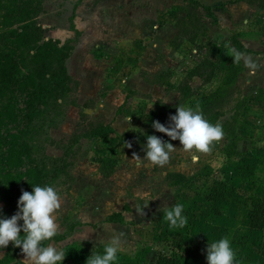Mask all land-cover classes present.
<instances>
[{
	"label": "rangeland",
	"instance_id": "rangeland-1",
	"mask_svg": "<svg viewBox=\"0 0 264 264\" xmlns=\"http://www.w3.org/2000/svg\"><path fill=\"white\" fill-rule=\"evenodd\" d=\"M30 1L39 8L35 21L46 28L45 39H58L60 45L67 46L64 57L50 67L52 77H47L51 88L46 103L35 111L28 133L39 162L48 167L57 163L58 157L72 162L74 181L70 189L66 192L60 180L51 185L62 201L57 214L59 231L67 229L62 223L65 217L69 218L68 223L80 221L83 226L73 234L81 238L83 246L73 247L72 264H85L92 252H101V241H106L112 230L125 234L123 249L113 264H154L164 236L193 243V254L186 264H207L208 242L225 237L235 252V264H264V225L257 232L249 228L245 205H221V215L193 218L183 228L170 227L160 210L181 204L187 217V211L204 204L202 197L213 180L236 181L239 167L252 171L251 177L244 180L246 187L242 192L264 193V103L256 98L255 82L248 88L241 71L229 93L216 102L205 118L222 125L223 138L209 153H197L195 160L191 153L183 151L180 142L174 144L176 150L169 162L157 169L143 157L137 160L126 156L111 139L102 143L82 138L65 154L73 132L88 122L109 124L118 133H136L154 129L153 121H169L177 105L198 110L200 95L181 100L176 89L159 85L157 77L169 69L181 77L209 53L210 59L218 61L231 42L229 46L223 42L217 58L212 54L216 42L204 46L207 41L199 37L196 44L183 41L181 52L173 51L167 33L158 35L157 25L174 22L168 13L173 6L183 5L181 0ZM208 2L200 0L202 5ZM200 14L205 25L213 22L202 9ZM244 19L241 16L235 29L219 37L224 35L227 39L223 40L227 41L230 35L237 37L243 32L251 38L242 28ZM71 22L74 32L69 29ZM226 25L223 22L222 29ZM252 40L255 54L262 53V46L256 43L258 37ZM194 46L196 52H191ZM190 53L195 58L189 59ZM116 58L124 62L113 74ZM229 59L219 61L221 77ZM255 62L264 64L262 60ZM189 83L196 90L202 78L195 76ZM163 104L171 109H160ZM233 133L237 154L229 155L227 147ZM108 156L116 158L117 165L110 176L104 177L99 172V161ZM172 171L189 175L188 185L182 189L170 185L165 175ZM137 209H143L144 215ZM116 211L122 214L123 223L106 222V217ZM241 236L255 240L252 248L237 246Z\"/></svg>",
	"mask_w": 264,
	"mask_h": 264
},
{
	"label": "trees",
	"instance_id": "trees-1",
	"mask_svg": "<svg viewBox=\"0 0 264 264\" xmlns=\"http://www.w3.org/2000/svg\"><path fill=\"white\" fill-rule=\"evenodd\" d=\"M183 5H175L168 15L173 19L176 35L170 40V45L175 52H181L183 41L194 43L199 36L206 35V25L201 17V9L205 16L213 18L209 6L202 5L198 0H181ZM264 8V0L262 4ZM39 8H35L30 0H0V218H10L17 211V202L23 191H32V185H52L57 180L65 185L66 192L74 181L70 171L72 162L63 157L57 158V163L48 167L44 162H39L33 154V145L30 144V121L39 109L40 104H45L51 88L49 77L50 67L54 61H60L67 46L60 45L58 39L46 38V28L35 21ZM69 29L76 31L73 22ZM76 33V32H75ZM231 44L236 51H224L223 55L230 57V62L220 74V64L208 57H202L199 62L189 68L183 76L174 70L162 71L157 77V83L167 89H176L180 99L186 100L195 95L198 99V110L206 118L207 113L216 106V102L229 93L230 87L235 83L242 66L235 53H247L249 50L236 38L230 37ZM141 44V42H140ZM139 44V46H140ZM123 59H115L113 74L119 72ZM200 76L202 83L193 89L189 81ZM173 79L175 81H173ZM217 79L219 83L214 87ZM258 101L264 103V89L256 91ZM160 109H171L163 104ZM155 114V113H154ZM212 123L211 119H208ZM170 121H164L167 126ZM147 135H156L173 145L179 140L172 141L163 133L154 129H147L136 133H118L109 124L103 122H88L83 128L77 129L70 137L67 150H73L80 139L106 142L111 139L120 146L121 151L128 157L133 154L144 157L143 146L146 144ZM131 144V147H125ZM213 147L216 146L214 142ZM227 154H237L236 135L229 138ZM263 159H260V161ZM259 161V160H258ZM262 162V161H261ZM117 165L114 157H102L99 161V172L110 176ZM157 169V166H153ZM207 174V171L204 173ZM252 171L239 167L236 172V181L228 179L213 180L205 191L202 199L204 204L197 210L187 211L186 226L193 218H209L221 215V205L235 203L248 208V226L251 230L260 231L264 225V193L246 195V179L250 178ZM165 179L170 185L183 188L188 185L190 176L181 172H168ZM194 202V200H193ZM186 215V213H184ZM106 222L123 223V216L119 211L109 214ZM65 217L67 229L58 234L50 242L63 241L75 233L81 226L80 221H71ZM22 223V221L20 222ZM23 235V232H21ZM254 239L241 236L237 246L252 248ZM49 243V242H45ZM4 250L5 254L0 259V264H23L20 260L21 249L10 242ZM193 254V243L180 240L175 236H164L160 239V248L156 253L154 264H186Z\"/></svg>",
	"mask_w": 264,
	"mask_h": 264
},
{
	"label": "clouds",
	"instance_id": "clouds-1",
	"mask_svg": "<svg viewBox=\"0 0 264 264\" xmlns=\"http://www.w3.org/2000/svg\"><path fill=\"white\" fill-rule=\"evenodd\" d=\"M169 121L167 126L153 121L152 127L172 141L179 140L183 151L191 153L194 160L197 153H209L214 142L223 138L222 125L210 123L201 111L191 107L177 105L176 112L170 115ZM146 141L143 158L153 166L164 167L176 147L156 135H147ZM125 147L130 148L131 144L126 143ZM133 156L137 160L141 158L136 154ZM17 208L18 211L10 218H0V249L7 248L11 242L21 249L23 264H62L66 255L50 243L59 232L57 214L62 208L56 188L50 185H32L31 192L22 190ZM160 210L172 228H183L188 223L181 204ZM137 212L144 215L143 209H137ZM124 235L123 232L112 230L109 238L101 241L102 251L92 252L85 264H113L123 249ZM206 261L207 264H235V252L230 240L225 237L208 242Z\"/></svg>",
	"mask_w": 264,
	"mask_h": 264
},
{
	"label": "crops",
	"instance_id": "crops-1",
	"mask_svg": "<svg viewBox=\"0 0 264 264\" xmlns=\"http://www.w3.org/2000/svg\"><path fill=\"white\" fill-rule=\"evenodd\" d=\"M198 1L200 2V0ZM262 4H263V0H210V2H208V5H205V6H209V7L211 6L210 9H211V12L213 14V18L215 19V21L211 18L213 22L206 24V28H207L206 35L199 36V38L207 41V43H203L204 46L206 45L210 46V43L212 45L213 42L214 43L216 42V46L214 47L212 54L217 58L219 56L220 47L221 45H223V42L227 43L229 46L231 42L230 37L232 36L230 35L228 40L224 41L223 39L225 40L227 39L226 36L223 35L224 37L223 36L219 37V34H229L233 29L237 27V24L239 25V23H237L236 20H239L241 16L245 17V19L243 20L244 25H242V28L245 32H247L248 36H251V38L244 36L243 32L242 33L239 32L236 38L243 44L245 48L249 50V52L240 53V55L239 53H235V54L238 56L239 62L242 66V70L240 73L244 75L246 79L245 83H246V86H248V88H250L252 84L255 82V87L257 86V88L264 89V64L263 63L259 64L255 62V60L264 61V31L262 30V27L264 26V8H262ZM237 9L239 11L236 13L235 11ZM223 22L227 24L225 26L226 27L225 29H222ZM157 26L159 27V29H157L158 35L160 36V34L167 33L168 41H170L176 35L175 29L173 27V23L171 24L168 21H165ZM240 30L242 31V29ZM254 37H258V40L256 43H259V45L262 46L263 52L260 54H255L256 49H254V47L251 46V43H253L252 39ZM198 39L195 40L194 44H196ZM185 42L187 41L185 40ZM208 46L206 48H209ZM231 46L223 50L221 57L217 61L218 63L221 58H224V57H226L227 59L230 58L226 54L223 55L225 50L227 51L228 48L229 49L231 48L233 52L236 51L233 48V46L232 47ZM191 52H196L195 46L193 47ZM207 52L208 51L206 50L205 53ZM209 54H207L206 57L210 58ZM189 56H190L189 59L195 58V56L192 53H190ZM82 227L83 226H80V228ZM79 231L80 230H78L75 233H78ZM59 232H62V231H59ZM74 235L72 234L70 237L66 238L63 241L50 242L59 251H62L66 255L62 264H72L73 256H74L73 247L83 246L79 242V241H82L81 238L79 237L78 239V237L77 236L74 237ZM4 254H5V251L0 250V259L4 256ZM19 258L22 261L24 259L23 254Z\"/></svg>",
	"mask_w": 264,
	"mask_h": 264
}]
</instances>
